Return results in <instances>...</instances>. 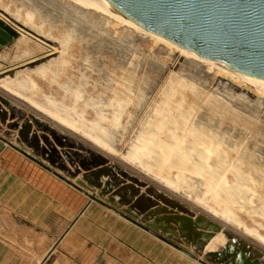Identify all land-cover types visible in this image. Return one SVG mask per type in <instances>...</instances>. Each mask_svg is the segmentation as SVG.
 Returning <instances> with one entry per match:
<instances>
[{"label": "bare ground", "instance_id": "obj_1", "mask_svg": "<svg viewBox=\"0 0 264 264\" xmlns=\"http://www.w3.org/2000/svg\"><path fill=\"white\" fill-rule=\"evenodd\" d=\"M25 2L30 3L31 8L27 9L24 17L19 11L9 12L6 7L2 11L14 21L13 24L10 20V24L23 37V40L25 39L26 42L32 40L38 46L30 49L28 44L22 41V44L16 47L19 50V54L14 57L18 61L17 65L9 69H0V75L26 67V65L39 62L52 55L59 54V56L33 69H28V72L16 70L13 77L6 80L0 79L1 92L24 101L22 97L25 98V93L33 87L31 77L33 75L45 76L46 73L52 72L54 80L64 72L66 65L72 59L73 45L78 43L83 53V57L79 55L83 63L89 67H96L98 71L105 67L110 82L114 84L104 87L105 95L111 94L108 108L103 107L104 97L94 102L97 122H91L86 115L79 114L76 110H71L61 103L51 100L47 102L51 105L52 116L57 119L55 122L65 130L73 133L80 131L94 146L99 143L97 137L100 136L104 139V146H106L108 141H113L111 130L121 124L122 115H126V122H129L133 117L129 108L141 107L146 99L147 90L150 88L149 80L143 79V76L141 79L137 77L139 73L136 70L139 66L134 60H138V57L132 52L136 46H133V36H130L138 34L149 38L163 49L185 59L189 68L181 70L178 76L170 82L162 102L155 108L145 129L140 132L136 140L139 144L137 151L125 154L123 159L140 166L148 173L151 171L146 169L147 163L158 162L166 170H164V173L166 172L164 183L167 185L176 188L177 185L184 184L187 191L183 189L182 194H194L200 205H205L210 200L211 207L208 209L215 211L223 219L239 228H247L239 217V214H243L251 219L257 228L264 229L262 223L255 221V218L264 221V161L257 147L256 150L253 148V153L245 151L249 125L256 122L257 111L261 106L260 100L264 98L263 84L245 81L222 65L202 58L169 40L145 33L120 20L96 0H21L20 3ZM1 17L9 22V19L3 15ZM117 29L121 31L118 30V32ZM40 37L57 41L58 47L45 43ZM88 39L94 41L95 49L88 47L89 43L92 44L88 42ZM122 43H125L126 47L123 48ZM105 47L112 50L109 67L104 65V60L107 59L105 55L91 60L92 53L102 55L106 51ZM201 73L203 76H200ZM210 74L233 84L251 88L258 98L255 102L256 107L254 106L255 113L247 115L242 111L243 106L246 108L242 100L236 99L239 102L238 104L236 101L238 105L242 104V107H238L236 103L232 104L219 96L216 91L206 96L203 106H198ZM178 77L184 78V81ZM76 79V85L71 86L72 82L68 80L62 90L78 103L84 99L88 77L80 71ZM189 96L192 97V103L184 108L183 105ZM85 105L89 106L87 103ZM29 106L34 108L30 103ZM108 109L109 112L106 111ZM227 117L233 120L229 124H225ZM260 134L261 130L255 137L253 136L254 146H258L261 141L259 140ZM134 146L136 144H132L130 149L133 150ZM246 148L248 150V147ZM107 149L106 153L112 155L113 150ZM231 153L234 156L228 159ZM243 165L249 168L246 175L241 169ZM171 170H175L174 176H169ZM228 175L231 176L230 180L227 178ZM120 177L118 176V179H122ZM103 179H107V182H118L111 177H102V182ZM170 179L172 183H169ZM254 187H259V190L254 191ZM131 191L129 189V193ZM254 198L260 200L259 204L258 202L257 205L253 204ZM114 200L119 202L121 197L116 195ZM216 234L218 232L213 233L212 239L207 244L214 240Z\"/></svg>", "mask_w": 264, "mask_h": 264}, {"label": "rangeland", "instance_id": "obj_2", "mask_svg": "<svg viewBox=\"0 0 264 264\" xmlns=\"http://www.w3.org/2000/svg\"><path fill=\"white\" fill-rule=\"evenodd\" d=\"M19 1L21 2V0ZM19 1L0 0V10L6 7L9 12L13 13L19 11L21 16L24 17L26 11L30 10L31 4L28 2L20 3ZM22 6L23 8H21ZM0 15H3V17L9 19V22H7L0 16V20L4 21L6 24L12 26L10 24L11 21V23L14 24V21L9 17L7 13L0 12ZM38 17L39 15L37 14V18ZM118 30L119 29H117V31ZM136 35L138 37H135ZM132 36V40L134 39L133 46H136L132 52L135 56L138 57V60H134L135 63L139 66V69L136 70V72L139 73L137 77L141 79L143 76V79H148V85L150 88L147 90L146 99L142 103L141 107L135 108L132 106L129 108L133 115L131 120L129 122H126V115L123 114L120 118L121 124L117 125L114 130H111L114 142L110 141V143L109 141H106V147L104 146V139L98 136L97 139L99 140V143L94 146L86 137V135L80 133V131L78 130L74 133L65 130L57 122H55V120L57 121V119H54V117L52 116L51 105H48L47 100L61 103L71 110H76L77 113L86 115L91 122H97L96 115L94 114V102L101 99V97H104L103 107L108 108V104L110 103L111 94L108 93L105 95L106 92L104 91V87H106L107 85L113 86L114 84L110 82V78H108V74H106L105 72V67H102L101 71H98L96 67H89L86 63H83L79 56L82 55L83 57V53L81 52L78 43H75L73 45L72 59L66 65L64 72L54 78V80L52 72L46 73L45 76L33 75L31 77V80L33 81V87L30 91L25 93V98L22 97V100L24 101H21V99L11 96L8 93H3L0 90V97L8 101L11 108L9 110L4 105L0 104L2 109L7 114L5 119L3 115H0V139L10 148L14 150H16L17 148L20 149V151L29 154V156H26L16 150L19 153L23 154L24 157L26 156V159H34L33 161L43 171L48 172L59 180L68 181L69 183H74L77 185L78 182L81 181V174L84 173L80 164L82 161H90L89 152L91 151L94 154L102 155L108 160V165H117L128 174L146 183L147 186L153 187L169 198L180 202L185 207L191 209L196 215L203 216L209 220L219 223L223 227V230L225 232L238 237L239 239L245 241L247 244L264 254V229L257 228L256 224L253 223L251 219L247 218L243 214H239L240 219L245 224V227H247L246 229L239 228L232 222L223 219L215 211L208 209V207H211L210 200L205 205H200L195 199L194 194H182L181 191L183 189L187 191V188L184 184L177 185V187L175 188L172 185H167L166 183H164V174L166 172L164 173V166H162L158 162H152L151 164L147 163L146 169L151 171V173H148L140 166L132 164L123 159V157H125V154L135 153L137 151L139 144L136 140L140 132L145 129V125L153 115L155 108L162 102L164 93L167 90L170 82L173 81L174 77L178 76V73H180L181 70L189 68V64L186 63L187 61H185V59L180 57L178 54H174L169 52L167 49H163L162 46L153 43L149 38H146L145 36L141 37L138 34H131L130 37ZM40 39L45 43L54 45V47H58L57 41L43 37H40ZM17 40L18 42H16ZM22 41L26 42V40H23V37L18 34L16 39L12 40L6 46L0 49V69H9L12 68V66L17 65L16 63L18 61L14 57L19 54V50L16 47H18L19 44L21 45ZM31 41L26 42V44H28L27 46L30 47V49H34L38 46L37 43ZM88 42H92V40L88 39ZM121 45L123 48L126 47L125 43H122ZM93 46H96V44H94V41L92 42V44L89 43L88 47L91 49H95L96 47L94 48ZM105 48L106 51H104V54L102 55L92 53L91 60L105 55L107 59L104 60V65L109 67L111 65L110 59L112 60V50H109L108 47ZM58 56L59 54H56V56L52 55L51 57H48L49 59H42L39 62L33 63L31 65H26V67L11 70L8 73L0 75V79L6 80L7 78L13 77L16 70H24V72H28V69H33L36 66L50 61V59L52 60L58 58ZM139 59H141V61ZM94 70L97 72H95ZM197 70H199V68ZM80 71L84 72L88 77V83L85 87L84 99L76 103L70 97V95L63 92L62 88L67 85L68 80L72 82L71 86L76 85V76ZM200 76H203V73H201ZM209 78H207L206 80V87L203 95L200 98V101L198 102V106H203L204 100H206V96L210 95V92L216 91L219 96L225 98L226 101L228 100L232 104H235L237 100H242V104H245L246 108H244V106L242 107L241 103L240 105H238V101V104L236 103V106H241L242 111L247 115L255 113V102L258 100V98L255 96V93L251 88L247 86L245 87L241 84H233L227 80L217 78L213 74H210ZM107 79H109V81ZM178 79L184 81V78L178 77ZM191 98V96L187 98L185 105H183L184 108L187 107L188 104L192 103ZM260 102L261 106L257 111L256 122L249 125L248 133L246 134L248 137L246 136L245 143H247L246 147H248V150L245 147V151H249L248 153H253V148L255 149L257 147V149L260 150L259 153L264 161V98H262ZM29 103L32 104L34 108L29 106ZM86 103L89 104V106H86ZM106 111L109 112L110 110L108 109ZM232 121L233 120L230 117H227L225 120V124H229ZM106 124L108 123L106 122ZM15 125L17 126V128L14 127ZM236 127L240 128L239 125H236ZM122 128H124V130ZM260 130L261 136H259V140L261 141L258 143V146H254L253 139L257 132H260ZM25 132L28 133L27 140H25V136L23 135V133L25 134ZM54 135H57L58 138L63 141L62 146H59L58 141H55ZM37 139L39 143L38 145H36ZM68 142L69 144H73V146L68 147V145H65ZM132 144H136L133 150L130 149V146ZM36 146H38V149ZM51 147L54 148L55 152L58 155L53 154ZM258 147H261L262 149ZM107 148L113 150L112 155H108L106 153L108 150ZM44 149H46L47 152L43 155L42 151ZM66 155H68V157ZM254 155H256V153H254ZM233 156V153H231L228 156V159ZM69 158H72V162H74L73 167H70L72 165ZM210 163L212 164V162ZM76 169L79 170L78 174L76 173ZM241 169L245 172V175L249 172V168L246 165H243ZM71 172L74 175H72ZM171 175H175V170L170 171L169 176ZM227 178L230 180L231 176L228 175ZM107 181V179H103L104 183ZM172 182L173 181L170 179L169 183ZM253 189L254 191H258L259 187H254ZM96 193L97 191L93 190L91 192V195H94ZM100 199L106 203H109L118 211L125 212L123 207H119L117 205H114L113 203H110L106 198L100 197ZM252 202L253 204L257 205V202L259 204L260 200L258 201L256 198H254ZM126 214L130 215V213L128 212ZM136 218L139 222L148 224L147 222L142 221L141 217ZM255 221L262 223L264 226V221H260V219L258 218H255ZM153 230L156 231L155 229ZM212 242H214L213 246L211 247L212 249H215L218 244L219 247L222 248L226 244V238L222 233H218L215 235V238ZM212 252L213 251L210 250L207 253Z\"/></svg>", "mask_w": 264, "mask_h": 264}, {"label": "water", "instance_id": "obj_3", "mask_svg": "<svg viewBox=\"0 0 264 264\" xmlns=\"http://www.w3.org/2000/svg\"><path fill=\"white\" fill-rule=\"evenodd\" d=\"M120 20L135 26L147 34L166 39L194 54L222 65L245 81L264 85V0H96ZM0 12H3L0 10ZM4 13V12H3ZM18 33L12 26L0 20V49L16 39ZM0 104L9 110L8 101L0 97ZM0 115L7 114L0 105ZM17 128V126H14ZM27 140L28 133H23ZM62 146L63 141L54 135ZM38 145V139L36 140ZM68 147L73 144L66 143ZM38 149V146H36ZM53 154L58 155L51 147ZM26 156L29 154L20 151ZM43 155L47 152L43 151ZM90 161H82L84 173L72 187L87 195L125 220L166 242L199 264H264V254L238 237L225 232L223 227L173 200L153 187L128 174L108 160L89 152ZM68 157V155H66ZM31 158V157H30ZM33 159V158H32ZM34 160V159H33ZM73 167L74 162L69 158ZM62 167V166H61ZM64 167V165H63ZM117 171L118 173H116ZM79 170L76 169L78 174ZM72 175H74L71 172ZM118 176L122 179H118ZM111 177L118 182H106ZM125 180H124V179ZM124 185V186H123ZM131 189V193H129ZM96 190L97 193L91 195ZM121 200L115 202L114 196ZM123 207L125 212L103 202ZM141 217L142 221L156 231L145 227L126 213ZM181 240L191 251L176 246L159 233ZM222 232L226 244L220 251L206 253L204 250L213 233ZM54 247L41 264L50 257ZM204 254V256H203ZM198 256H203L198 259Z\"/></svg>", "mask_w": 264, "mask_h": 264}, {"label": "crops", "instance_id": "obj_4", "mask_svg": "<svg viewBox=\"0 0 264 264\" xmlns=\"http://www.w3.org/2000/svg\"><path fill=\"white\" fill-rule=\"evenodd\" d=\"M160 235L191 251L181 240ZM58 240L44 264H199L0 139V264H41ZM213 244L204 254L220 251Z\"/></svg>", "mask_w": 264, "mask_h": 264}, {"label": "flooded vegetation", "instance_id": "obj_5", "mask_svg": "<svg viewBox=\"0 0 264 264\" xmlns=\"http://www.w3.org/2000/svg\"><path fill=\"white\" fill-rule=\"evenodd\" d=\"M104 202V201H103ZM106 203V202H105ZM107 204H109V203H107ZM110 205V204H109ZM129 216H131V217H133L136 221H138V219L133 215V214H130ZM139 222V221H138ZM141 223V222H140ZM143 224V223H142ZM145 227H148V228H150V229H152L148 224H143ZM153 230V229H152ZM162 236V235H161ZM162 237H164V236H162Z\"/></svg>", "mask_w": 264, "mask_h": 264}]
</instances>
